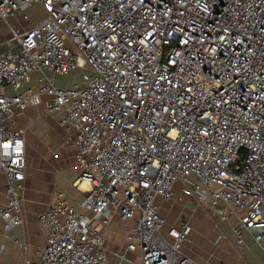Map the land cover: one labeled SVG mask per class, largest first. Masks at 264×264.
Instances as JSON below:
<instances>
[{"label":"built area","instance_id":"1","mask_svg":"<svg viewBox=\"0 0 264 264\" xmlns=\"http://www.w3.org/2000/svg\"><path fill=\"white\" fill-rule=\"evenodd\" d=\"M36 5L30 28L12 23ZM0 35V227L24 221L26 129L13 115L30 105L62 114L76 184L89 185L79 207L57 190L38 215L46 244L21 264H106L97 223L114 216L139 264H191V219L170 223L159 202L183 196L264 250V0H0ZM75 70L82 81L57 84Z\"/></svg>","mask_w":264,"mask_h":264},{"label":"crops","instance_id":"2","mask_svg":"<svg viewBox=\"0 0 264 264\" xmlns=\"http://www.w3.org/2000/svg\"><path fill=\"white\" fill-rule=\"evenodd\" d=\"M6 47L5 44L3 48ZM37 77L38 73H34L32 80L26 86L35 84ZM61 118V113L49 112L44 102L37 106L30 105L13 115V120L26 129V176L22 203L24 221L21 225L9 230V235H6L4 228L0 227V264H21L24 259L33 256L37 247L46 244L48 232L39 224L38 215L54 203L55 194L59 188L65 189L68 200L77 207L86 195L85 191L89 185L86 182L76 184L81 171L76 167L75 145L66 141L68 131L60 123ZM8 187L7 176L0 171V207L8 202ZM187 199L193 202L192 198L187 197ZM159 202L164 214L166 201L159 199ZM190 208L188 207L189 210H194ZM165 216L169 221V217ZM120 221L117 216H114L110 225L104 226L102 223H97V227L104 230L106 234V264H139L140 255L127 249L125 224ZM178 222L175 221L174 224ZM231 222L234 224L237 219L231 217ZM231 233L233 236V231ZM244 239L245 243L238 246L233 236V248L222 252V260L233 264H254L252 254L254 260L259 258L257 262L261 264L264 260L262 247L248 232H245ZM188 244H185L184 251L190 256L191 264H219L217 258L212 260L203 258L201 255L192 256L186 250ZM254 246L259 247L261 252L257 256Z\"/></svg>","mask_w":264,"mask_h":264},{"label":"rangeland","instance_id":"3","mask_svg":"<svg viewBox=\"0 0 264 264\" xmlns=\"http://www.w3.org/2000/svg\"><path fill=\"white\" fill-rule=\"evenodd\" d=\"M28 12L29 18L27 20L23 18L21 13H17L11 17L12 23L17 25L19 28H28L32 23L35 21L37 22L44 16V11L38 5L34 6ZM3 39H5V36L0 35V40ZM78 80L82 81L83 78L82 73L77 74L76 70L66 76H56L57 84L61 85H70L72 82H76ZM190 201L191 200L187 199L186 196L168 202L166 201L164 204V208L166 209L164 214L169 217L170 223H174L175 221H180L182 218L187 217V215H191L192 213L189 218L191 219L193 225V238L187 245L186 250L192 256L201 255L203 258H211L212 260L217 258L218 262L222 261V252L233 248V236L231 233L233 229V222L230 223V220L227 222H219L217 216L207 206L197 205L198 203L196 201ZM188 207L194 210L191 211ZM221 232H225L227 235L218 239V235ZM257 246H254L256 256L261 253L259 247ZM251 256L254 264H260V262H257L259 258L258 260H256L257 258L254 260L252 254Z\"/></svg>","mask_w":264,"mask_h":264}]
</instances>
